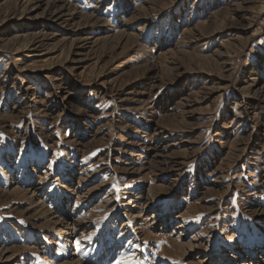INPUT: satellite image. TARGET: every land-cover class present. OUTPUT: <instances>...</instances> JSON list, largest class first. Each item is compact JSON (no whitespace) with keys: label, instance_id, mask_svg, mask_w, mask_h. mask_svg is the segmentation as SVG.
<instances>
[{"label":"rangeland","instance_id":"obj_1","mask_svg":"<svg viewBox=\"0 0 264 264\" xmlns=\"http://www.w3.org/2000/svg\"><path fill=\"white\" fill-rule=\"evenodd\" d=\"M0 253L264 264V0H0Z\"/></svg>","mask_w":264,"mask_h":264},{"label":"bare ground","instance_id":"obj_2","mask_svg":"<svg viewBox=\"0 0 264 264\" xmlns=\"http://www.w3.org/2000/svg\"><path fill=\"white\" fill-rule=\"evenodd\" d=\"M61 17V16H60ZM33 45H35V44H33ZM26 49H29V47H25ZM30 50H35V48H30ZM31 171H34V169H32ZM18 181V180H17ZM14 191H21L20 189H17V188H15V189H13ZM23 192H26V191H23L22 190V193ZM137 198H138V196H137ZM37 200V199H36ZM38 204H40V203H38ZM50 212V211H49ZM54 218V217H53ZM52 218V219H53ZM51 220V219H50ZM52 221V220H51ZM58 221H59V219H56V220H54V221H52V222H54L55 224H61L60 222L58 223ZM64 222V221H63ZM67 223V222H66ZM54 224V225H55ZM68 224V223H67ZM67 224H64V226L66 225L67 226ZM63 225V224H62ZM174 228L176 229V230H178V229H180V228H182V225L180 224V223H177L175 226H174ZM58 230H60V229H58ZM66 253V252H65ZM1 254V253H0ZM68 254H72V253H68ZM244 263V262H243Z\"/></svg>","mask_w":264,"mask_h":264}]
</instances>
